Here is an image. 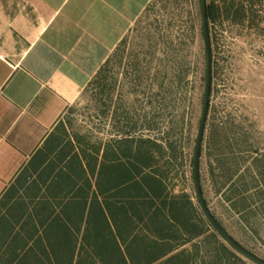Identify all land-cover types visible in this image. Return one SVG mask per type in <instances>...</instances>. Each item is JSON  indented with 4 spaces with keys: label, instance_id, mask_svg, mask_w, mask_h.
Here are the masks:
<instances>
[{
    "label": "trees",
    "instance_id": "1",
    "mask_svg": "<svg viewBox=\"0 0 264 264\" xmlns=\"http://www.w3.org/2000/svg\"><path fill=\"white\" fill-rule=\"evenodd\" d=\"M199 5L206 44L204 0ZM206 19L211 49V27L257 31L264 24V0H206ZM125 45L123 40L85 91L103 102L97 115L111 133L78 132L71 116L60 123L44 147L43 187L32 184L11 207L0 201V264H256L206 217L195 183L196 146L189 154L164 136L156 123L166 108L149 100L140 107L131 100L116 103L112 96L106 102ZM225 133L219 134L210 110L201 188L216 221L253 253L211 209L206 184L223 215L236 216L264 249V148L242 132L234 139Z\"/></svg>",
    "mask_w": 264,
    "mask_h": 264
},
{
    "label": "rangeland",
    "instance_id": "2",
    "mask_svg": "<svg viewBox=\"0 0 264 264\" xmlns=\"http://www.w3.org/2000/svg\"><path fill=\"white\" fill-rule=\"evenodd\" d=\"M200 10L199 0L154 1L124 38L126 45L114 63L115 85L104 95L106 102L112 96L116 103L131 100L136 107L146 100L163 105L164 115L156 124L167 139L189 154L197 145L207 87L208 59ZM210 37L211 118H215L221 136L227 131L234 139L242 132L256 147L264 148V24L257 31L229 25L211 27ZM103 105L96 102L93 91L84 92L64 120L71 116L76 131H101L102 137H108L112 130L108 121L97 115ZM206 195L229 232L264 259V249L254 243V234L233 214L223 215L225 208L209 184ZM261 232L264 238V230Z\"/></svg>",
    "mask_w": 264,
    "mask_h": 264
},
{
    "label": "crops",
    "instance_id": "3",
    "mask_svg": "<svg viewBox=\"0 0 264 264\" xmlns=\"http://www.w3.org/2000/svg\"><path fill=\"white\" fill-rule=\"evenodd\" d=\"M153 2L0 0V201L43 187L46 143Z\"/></svg>",
    "mask_w": 264,
    "mask_h": 264
},
{
    "label": "water",
    "instance_id": "4",
    "mask_svg": "<svg viewBox=\"0 0 264 264\" xmlns=\"http://www.w3.org/2000/svg\"><path fill=\"white\" fill-rule=\"evenodd\" d=\"M204 12H205V38H206V47H207V56H208V75H207V87H206V95H205V105L203 116L200 123L199 134L196 145V155H195V166H194V175H195V183L197 189V195L201 204V207L212 224V226L216 229V231L231 245L233 246L239 253L249 258L256 264H264V259L258 257L257 255L249 252L245 248H243L215 219L211 210L207 206L203 191L201 188L200 182V160H201V152L203 147L204 134L206 130V124L209 116V110L211 105V94H212V54L208 41L207 34V19H206V0H204Z\"/></svg>",
    "mask_w": 264,
    "mask_h": 264
}]
</instances>
